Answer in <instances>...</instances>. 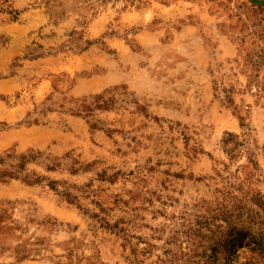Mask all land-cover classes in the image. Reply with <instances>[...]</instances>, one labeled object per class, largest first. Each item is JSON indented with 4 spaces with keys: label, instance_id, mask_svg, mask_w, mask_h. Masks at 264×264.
Segmentation results:
<instances>
[{
    "label": "rangeland",
    "instance_id": "rangeland-1",
    "mask_svg": "<svg viewBox=\"0 0 264 264\" xmlns=\"http://www.w3.org/2000/svg\"><path fill=\"white\" fill-rule=\"evenodd\" d=\"M0 264H264V0H0Z\"/></svg>",
    "mask_w": 264,
    "mask_h": 264
},
{
    "label": "trees",
    "instance_id": "trees-1",
    "mask_svg": "<svg viewBox=\"0 0 264 264\" xmlns=\"http://www.w3.org/2000/svg\"><path fill=\"white\" fill-rule=\"evenodd\" d=\"M26 156H22L21 159H25ZM23 162V161H22ZM11 175H14V174H11Z\"/></svg>",
    "mask_w": 264,
    "mask_h": 264
}]
</instances>
